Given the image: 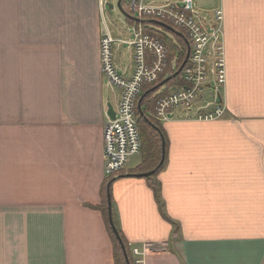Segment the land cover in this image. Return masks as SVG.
<instances>
[{
	"label": "crops",
	"instance_id": "0c3cea01",
	"mask_svg": "<svg viewBox=\"0 0 264 264\" xmlns=\"http://www.w3.org/2000/svg\"><path fill=\"white\" fill-rule=\"evenodd\" d=\"M106 1L0 0V264H116L100 208L104 127L120 100L101 70ZM219 7L226 115L162 124L159 200L136 163L109 186L129 251L151 246L144 264H264V0L199 9Z\"/></svg>",
	"mask_w": 264,
	"mask_h": 264
},
{
	"label": "built area",
	"instance_id": "2783aa9c",
	"mask_svg": "<svg viewBox=\"0 0 264 264\" xmlns=\"http://www.w3.org/2000/svg\"><path fill=\"white\" fill-rule=\"evenodd\" d=\"M122 5L138 18L129 21L128 29L133 36L115 35L106 24L100 42L102 73L111 85L120 89L115 117H109L104 127L107 177L119 175L130 158L142 152L137 111L146 86L155 85L152 91L158 90L153 96V115L163 122L170 121L180 111L194 112L192 118L198 120L219 119L227 112L220 94L227 82L224 10L219 7L204 15L194 0H125ZM147 22L173 27L188 44L181 77L174 76L177 80L171 85L164 81L178 71L177 60L171 58L169 46L158 33L161 28ZM126 44L132 50L134 63L129 76L116 63V45ZM162 86L166 87L160 90ZM207 90L212 93L205 99ZM149 250H152L149 244L131 245L133 264H144Z\"/></svg>",
	"mask_w": 264,
	"mask_h": 264
},
{
	"label": "trees",
	"instance_id": "16d2710c",
	"mask_svg": "<svg viewBox=\"0 0 264 264\" xmlns=\"http://www.w3.org/2000/svg\"><path fill=\"white\" fill-rule=\"evenodd\" d=\"M127 19L128 21L133 22L131 18H127ZM160 28L161 30H158V33L165 39L167 45L169 46L171 52V58H176L177 70H179L185 61L188 44L182 35L176 34L175 32H172L169 29H167L166 27L161 26ZM179 47H181V49ZM180 77L181 75L179 74L178 78ZM176 80L177 78L171 77L170 79H168V84L171 85ZM154 86L155 85L146 86L143 92L141 105L144 115L141 114L139 109L137 111V115L139 117V126L141 129V135L143 141V147H142L143 157H142V162L132 171V173L138 174V173H147L153 171L151 175H148L146 177L150 180V184L155 190L158 198L160 192L159 185L156 182L155 183L151 182V180L154 178V175L162 169L164 165V163L161 165V162L163 159L164 142H165V159H166L167 137L162 124L157 119H155V117L152 114L155 108V99L153 96L158 92L157 88L154 91H152V88H154ZM112 178L114 177H109L108 178L109 180L106 182V187H105L106 190L104 191V201L100 206V208L104 212L107 225L114 239V244H115L114 255H115L116 264H128L123 246L126 248L128 252L130 258V264H133L128 248V243L126 242V240L123 238V235L119 231L120 236L122 238V242L120 241L110 221V212H109V203H108V186ZM113 220H114V225L118 229L114 216H113Z\"/></svg>",
	"mask_w": 264,
	"mask_h": 264
},
{
	"label": "rangeland",
	"instance_id": "374dc122",
	"mask_svg": "<svg viewBox=\"0 0 264 264\" xmlns=\"http://www.w3.org/2000/svg\"><path fill=\"white\" fill-rule=\"evenodd\" d=\"M118 1L119 0H108V1H106V6H104V10H105L104 11V17H105V19H106V21H107V23L109 25V28L112 29L111 31L114 34L119 35V36H123V37H126V38L132 37L133 35L129 32V29H128V25H129L130 22L128 21L127 17L122 13V11L119 9V7L117 5ZM123 1H125V0H123ZM194 1H195V4H196V7L204 9V10H208V11H211L213 9L214 5H215V0H194ZM112 4L114 5V7H112ZM204 15H207V13H205ZM208 15H209V13H208ZM147 24H151L154 27H161L160 25H158L156 23L147 22ZM122 52H123V57L124 58H122V60H121L120 57H117L118 61L120 63L122 61H124L125 63H128L130 58H131V50L129 49L128 44H126L125 47L122 48ZM104 87H105V90H106V93H107L108 97H110V99L112 101V105L115 108L116 105H117V97H118V94L120 93V89L117 86H115V85H110L109 80H108V78L106 76H104ZM165 87L166 86H162L160 88V90H163ZM211 93L212 92L210 90H207V92L205 93V96H206L205 99L208 98L209 95H211ZM193 113L194 112H188L187 113V111L186 112L185 111H180V112H176L174 115L175 116L179 115V116H183V117L192 118L193 117ZM157 120L161 124L165 123V122H163V121H161L159 119H157ZM142 157L143 156H142V152H141V154H137V155L132 156L130 158L129 162L130 163H136V165L138 166L142 162ZM127 165H126V167H127ZM133 174L134 173H131L132 176H135ZM108 178L109 177L106 178L107 181L109 180ZM112 179H111V181H113ZM130 254H131V252H130Z\"/></svg>",
	"mask_w": 264,
	"mask_h": 264
},
{
	"label": "water",
	"instance_id": "95a60500",
	"mask_svg": "<svg viewBox=\"0 0 264 264\" xmlns=\"http://www.w3.org/2000/svg\"><path fill=\"white\" fill-rule=\"evenodd\" d=\"M122 1H123V0H119L118 3H117V5H118L119 9L122 11V13H123L125 16H127V17H129V18H131V19L138 20V18L133 17L132 15H130V14L124 9V7H123V5H122ZM112 7H114L113 4H112ZM157 23L160 24V25H162V26H165V27L171 29L172 31H175V29H174L173 27H171V26H169V25H167V24H165V23H162V22H157ZM175 32H176V31H175ZM176 33L178 34V32H176ZM186 60H187V58H186ZM186 60L184 61V63H183V65L181 66V68H180V69H179V70H178L173 76H171V77H174V76H176V75H178V74L180 73L181 69L184 67V65H185V63H186ZM171 77L167 78V79L164 81V83H165L166 81H168V79H170ZM142 98H143V97H142ZM142 98L140 99V102H139V105H138V109L140 110L141 114L144 115V112L142 111V105H141ZM108 114H109L110 118H114V117H115V110H114L112 107H110V110L108 111ZM164 160H165V142H164V144H163V159H162L161 165L164 163ZM152 173H153V171H152V172H147V173H138V174H134V175H135V176H138V177H146V176H148V175H151ZM110 184H111V182L109 183V186H110ZM109 186H108V203H109L110 221H111V223H112V225H113V229H114V231H115L117 237H118V238L120 239V241L122 242V238H121V236H120V233H119L118 229L116 228V226L114 225L113 214H112V199H111L110 187H109ZM123 249H124V252H125V256H126L127 262H128V264H130V258H129L128 252H127V250H126V248H125L124 246H123Z\"/></svg>",
	"mask_w": 264,
	"mask_h": 264
}]
</instances>
